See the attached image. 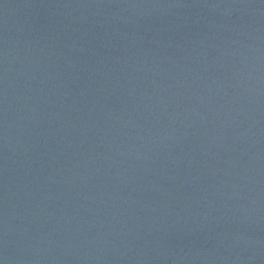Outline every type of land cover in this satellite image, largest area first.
<instances>
[{"label":"water","instance_id":"1","mask_svg":"<svg viewBox=\"0 0 264 264\" xmlns=\"http://www.w3.org/2000/svg\"><path fill=\"white\" fill-rule=\"evenodd\" d=\"M0 264H264V0H0Z\"/></svg>","mask_w":264,"mask_h":264}]
</instances>
